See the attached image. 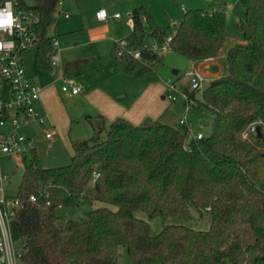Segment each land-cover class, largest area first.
Wrapping results in <instances>:
<instances>
[{
	"label": "trees",
	"instance_id": "trees-1",
	"mask_svg": "<svg viewBox=\"0 0 264 264\" xmlns=\"http://www.w3.org/2000/svg\"><path fill=\"white\" fill-rule=\"evenodd\" d=\"M57 2L16 0L38 19L36 61L44 70L51 67L55 36L47 28ZM241 3L242 40L226 50V72L209 81L201 99L187 91L186 103L212 117L208 134L196 138L179 119L116 117L106 126L101 114L87 115L94 134L72 142L69 163L45 167L34 148L31 158L22 156L17 196L23 207L11 221L13 238L23 242L22 264H117L121 246L133 264H264V0ZM129 16L126 48L166 36L158 25L145 31L142 17L150 14L143 5ZM171 36L170 48L192 61L216 57L227 36L226 13L187 9ZM113 52L125 72L139 76L154 73L161 55L141 48L137 59L118 54L116 45ZM252 122L262 136L243 137ZM80 201L116 208L91 207L84 221L66 218L65 208ZM191 208L208 213L207 229L179 221ZM139 211L148 219L174 220L151 234Z\"/></svg>",
	"mask_w": 264,
	"mask_h": 264
},
{
	"label": "rangeland",
	"instance_id": "rangeland-1",
	"mask_svg": "<svg viewBox=\"0 0 264 264\" xmlns=\"http://www.w3.org/2000/svg\"><path fill=\"white\" fill-rule=\"evenodd\" d=\"M61 11L67 12L65 16L56 10L54 21L48 26L47 34L56 36L58 40L59 54H49L48 59H57L60 62L73 61L78 57L79 69H69L68 73L78 82L85 83L86 87L99 84L114 98L125 104H130L142 91L145 84L153 80L158 83L150 100L143 101L141 109L149 106L150 111L143 117L152 118L157 109V116L161 121L176 124L179 117L188 115L191 127L194 131L200 130L208 134L211 130L212 117L203 108L188 107L186 98L180 87H184L191 73L199 72L195 61L188 59L185 55L174 49H168L160 53L159 61L154 67V73L139 76L136 71L125 72L120 60L115 56L113 48L115 41L125 39L130 33L129 12L138 5H143L150 14L143 21L144 29L149 31L150 27L156 25L164 28L165 35H172L187 9L217 10L223 9L226 13L227 36L223 47L217 58L209 60L214 62L204 65L201 73L214 72L220 68V75L227 70L225 53L228 47L240 42L242 34L238 28V22L245 18V9L241 0H62ZM97 7L106 9L108 15L119 13V18L109 17L108 20L97 22L95 20V9ZM99 8V9H100ZM104 26H103V25ZM106 24V25H105ZM103 37L99 40H90L89 31ZM77 38V39H74ZM74 41V42H73ZM77 41V42H75ZM24 67L28 75L37 82L51 83L54 95L52 96L51 108L48 111L35 109L44 116L43 122L31 120L19 123L18 131L32 140L35 153L40 163L45 166H59L70 162L72 155V142L87 139L94 134L87 115L99 114L94 100L85 99L78 102L75 98L67 97L61 92L58 69L52 67L44 70L37 64L36 48L28 47L21 52ZM59 66V65H58ZM173 70H177L174 72ZM209 76H205L201 82L200 89L195 91V98L201 99L202 91L209 83ZM174 83L173 89L168 91V84ZM164 85V91L160 88ZM176 95V99L169 101L167 93ZM117 93V94H116ZM118 94L122 96L117 97ZM103 114V113H102ZM105 125L109 126L111 119L104 114ZM54 126H53V125ZM52 129L51 137H47L46 131ZM31 150L26 154V159L31 158ZM24 172L21 159L7 154H0V175L8 176V183L4 184V191L9 196H17L19 184ZM109 206L116 207L101 201H80L78 205L69 206L64 210L66 218L84 221L87 219L91 207ZM149 223L151 234L157 233L166 222L159 217L147 218L144 212H137ZM208 213L202 216L190 215L187 219H181L182 223L195 229H207L210 224ZM178 220V219H177ZM18 264H22L18 262ZM117 264H133L124 246L119 247ZM225 264H230L226 262Z\"/></svg>",
	"mask_w": 264,
	"mask_h": 264
},
{
	"label": "built area",
	"instance_id": "built-area-1",
	"mask_svg": "<svg viewBox=\"0 0 264 264\" xmlns=\"http://www.w3.org/2000/svg\"><path fill=\"white\" fill-rule=\"evenodd\" d=\"M8 0L0 1V8H4ZM11 11L15 17H18L17 23L19 27H14L11 34L8 31L0 30V43L5 47L0 50V154L11 155L21 159L22 156L28 153L33 148L31 140L18 131L20 122H29L36 120L44 121V116L41 115L34 107V103L39 100L40 88L37 83L32 81L27 75L24 68L21 52L28 47H35L38 42L36 31L37 17L32 10H27L19 7L16 0H10ZM62 0H58V11L67 16V12L61 11ZM104 8L95 11L96 14ZM130 15V14H129ZM113 17H119V13L112 14ZM110 15H106L103 21L108 20ZM145 20V17H142ZM171 35H166L163 39H151L142 44V49L145 48L152 52L162 53L170 49ZM11 44V47H9ZM116 52L118 54L126 51L134 58H141V48H126V39L115 41ZM50 54H59L58 40L56 36L52 39V47ZM51 66H61L62 63L57 59H49ZM204 74L201 72L191 73L188 79V88L183 89L186 100L187 91L200 89L201 82L204 79ZM58 79L60 80V91L65 94H77L81 90V85L72 76L67 75L61 68ZM174 83L168 84V91L173 89ZM167 98L170 101L176 99V95L167 93ZM186 105L190 107L187 102ZM179 122L187 124L189 132L196 138L202 137L203 133L200 130L194 131L191 127L188 115L184 114L179 117ZM256 123L252 122L247 129L243 131V137L248 133L256 132ZM52 129L46 132L47 137L52 136ZM8 183L7 175H0V263L2 264H18L23 249V242L13 238L11 231V221L16 212L23 207V203L18 196H9L4 191V184ZM30 201H35L34 194L29 195Z\"/></svg>",
	"mask_w": 264,
	"mask_h": 264
},
{
	"label": "crops",
	"instance_id": "crops-1",
	"mask_svg": "<svg viewBox=\"0 0 264 264\" xmlns=\"http://www.w3.org/2000/svg\"><path fill=\"white\" fill-rule=\"evenodd\" d=\"M62 6H63V2H62ZM99 8L100 7H97L95 9V11L98 10ZM57 10H58V7H57ZM129 14H130V12H129ZM110 17L115 18V19L119 18V17H113L112 15H110ZM95 20L97 22H102L104 24L103 20H98L96 17H95ZM129 23L131 26L130 20H129ZM88 37L90 40H99V39L103 38L100 35L94 34V32L92 30L89 31ZM74 39H77V38H74ZM75 42H77V41H75ZM216 58H217V56H216ZM208 59H211V58H207L201 62H195L196 67H197L199 72H201L200 70L204 65L206 66V65L214 62V60L208 61ZM22 62H23V58H22ZM61 63L63 64L62 67L61 66H51L50 69L52 67H55L58 69V73H59L60 69L62 68L67 75H70L68 73L69 69L76 70V69H79V67H80L78 57H75L73 61L61 62ZM26 73H27V71H26ZM203 74H204V76H209V78H210L209 81H210L212 78L220 75V68L214 72H210V73L204 72ZM27 75H28V73H27ZM30 79L32 81H34L35 83H37L39 88H40V92H39L40 98H39V100H37L35 102L37 105V108L39 107L40 110L45 111V113H46V110H47L46 108H48V111L51 108L52 96L54 95L52 85H51V83H48V82L47 83L46 82H37L32 77H30ZM79 84L81 85V90L77 94H72V95L66 94V95H68L67 97L75 98L78 102H83V100H85V99H92V100H94V104H96L95 107L97 106V110H98L99 114H101L103 117L105 114L111 119V121H113L116 117H124V118H126V119H128L134 123H138L141 120H143V117H145L144 115L147 114L146 112L150 111L149 106L146 107L145 109H141V107L143 106V101L150 100V98H152V95L155 92V89L157 87H159L157 82L150 80L145 84V86L143 87L140 94L134 100H132L130 104H125L121 100L114 98L115 95H112L111 93H109L108 90H105L104 88H102L98 83L94 84L92 86H89V87H86L85 83H83V82H79ZM164 89H165V87H164V85H162L160 90L164 91ZM120 96H122V94L117 95V97H120ZM157 112H158L157 109H155V112L151 113V114H153V117H152L153 119L158 118ZM28 138L31 140L30 137H28ZM31 142H32V140H31ZM32 146H33V144H32ZM195 214L198 215V212L194 208H191L190 209V215L192 216ZM209 220H210V218H209ZM0 264H2V263H0Z\"/></svg>",
	"mask_w": 264,
	"mask_h": 264
},
{
	"label": "clouds",
	"instance_id": "clouds-1",
	"mask_svg": "<svg viewBox=\"0 0 264 264\" xmlns=\"http://www.w3.org/2000/svg\"><path fill=\"white\" fill-rule=\"evenodd\" d=\"M107 11L106 9H101L97 14L96 18L98 20H104L106 18ZM18 17H15L13 15V12L11 11V2L8 0V2L5 4L4 8H0V30L8 31L9 34H11L12 29L14 27L18 28L19 24L17 23ZM5 47L3 43H0V50H2ZM9 47H11V44H9Z\"/></svg>",
	"mask_w": 264,
	"mask_h": 264
},
{
	"label": "water",
	"instance_id": "water-1",
	"mask_svg": "<svg viewBox=\"0 0 264 264\" xmlns=\"http://www.w3.org/2000/svg\"><path fill=\"white\" fill-rule=\"evenodd\" d=\"M174 72H177V70H173ZM256 134L258 135V136H262V133H261V130H260V127L259 126H257V128H256ZM97 185V184H96Z\"/></svg>",
	"mask_w": 264,
	"mask_h": 264
}]
</instances>
